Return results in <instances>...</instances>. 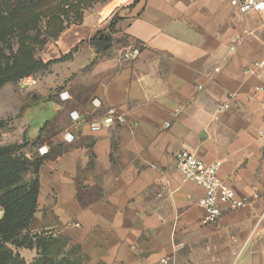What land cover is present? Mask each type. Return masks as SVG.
I'll return each mask as SVG.
<instances>
[{
    "label": "crops",
    "instance_id": "0c3cea01",
    "mask_svg": "<svg viewBox=\"0 0 264 264\" xmlns=\"http://www.w3.org/2000/svg\"><path fill=\"white\" fill-rule=\"evenodd\" d=\"M43 59L52 63L35 86L0 97V117L6 144L25 143L36 157L50 148L25 230L60 242L48 264H264V67L245 73L264 61V11L241 13L230 0H113L66 27ZM111 108L125 121L92 131ZM183 150L219 162L223 183L250 204H223L207 223L204 188L176 165ZM39 251L19 249L26 264Z\"/></svg>",
    "mask_w": 264,
    "mask_h": 264
},
{
    "label": "rangeland",
    "instance_id": "374dc122",
    "mask_svg": "<svg viewBox=\"0 0 264 264\" xmlns=\"http://www.w3.org/2000/svg\"><path fill=\"white\" fill-rule=\"evenodd\" d=\"M109 1L113 0H39L30 13H7L6 19L0 20V97L19 92L22 86L20 79L24 76L37 77L48 70L52 61L45 63L43 58L60 31L76 22L78 17L83 18L87 12L96 11ZM47 11L49 14L43 13ZM3 104L0 101V107ZM4 133L5 119L0 117V149L4 150V160L23 165L26 169L21 173L24 183L35 181L40 157L27 153L24 150L27 145L25 143L6 144ZM16 238L24 245L16 248L12 240L6 242L5 246L14 254L10 260L13 263L9 264H26L19 252L20 248H41L30 264H48L51 247L60 243L54 242L50 237H36L25 231ZM2 241L0 236V242Z\"/></svg>",
    "mask_w": 264,
    "mask_h": 264
},
{
    "label": "built area",
    "instance_id": "2783aa9c",
    "mask_svg": "<svg viewBox=\"0 0 264 264\" xmlns=\"http://www.w3.org/2000/svg\"><path fill=\"white\" fill-rule=\"evenodd\" d=\"M230 5L237 8L241 13L264 11V0H230ZM138 54V49L135 48L129 52L128 58L130 60H136ZM262 67H264V61H257L253 63L252 66L247 67L245 73L255 74L257 70ZM20 82L22 86L31 87L37 84V78L33 75H29L21 78ZM257 91L264 92V81ZM59 97L61 100H67L69 99V92L67 90H62L59 92ZM92 103L94 106L98 107L100 105V100L95 98L92 100ZM229 107V102L222 104L219 107V111L222 112ZM70 116L75 122L80 120V114L77 110L71 111ZM124 121V116L120 114L117 109L111 108L106 116L91 121L90 128L92 131L97 132L111 128L116 122L123 123ZM169 126V123L165 124L166 128ZM64 137L67 142H72L75 139V136L71 131H67ZM49 152L50 148L47 144H42L37 148L38 157H44L48 155ZM176 165L185 180L194 181L204 188V195L199 199V205L205 210V221L207 223L217 222L222 213L223 204H226L233 209L247 207L250 204L249 199L238 198L234 189L223 183L219 175V162L207 164L190 151L183 150L176 156ZM253 196L254 198H257L258 194L255 193ZM261 219L262 217L259 221ZM163 261L168 262L169 258L164 259Z\"/></svg>",
    "mask_w": 264,
    "mask_h": 264
},
{
    "label": "trees",
    "instance_id": "16d2710c",
    "mask_svg": "<svg viewBox=\"0 0 264 264\" xmlns=\"http://www.w3.org/2000/svg\"><path fill=\"white\" fill-rule=\"evenodd\" d=\"M38 1L39 0H0V20L6 19L5 16L8 15L7 13L20 11L23 13H30L35 3ZM51 12L50 10V13ZM43 13L49 14V11ZM83 19L84 16L83 18L80 16L73 24L81 23ZM65 28H63L60 33ZM25 170L26 169L20 162L4 160V150L0 149V204L5 210L4 217L0 221V236L3 239V241L0 242V264L13 263L10 260L14 254L5 244L12 240L16 248L24 245V243H21L16 237L28 229L35 211L39 183L37 178L31 183H24L21 173Z\"/></svg>",
    "mask_w": 264,
    "mask_h": 264
},
{
    "label": "water",
    "instance_id": "95a60500",
    "mask_svg": "<svg viewBox=\"0 0 264 264\" xmlns=\"http://www.w3.org/2000/svg\"><path fill=\"white\" fill-rule=\"evenodd\" d=\"M100 44H101V46H105V45L108 44V42H106V41H102V42H100Z\"/></svg>",
    "mask_w": 264,
    "mask_h": 264
}]
</instances>
